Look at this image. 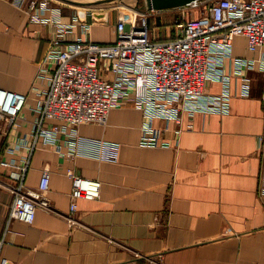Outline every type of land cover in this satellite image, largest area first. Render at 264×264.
I'll return each mask as SVG.
<instances>
[{
  "label": "crops",
  "instance_id": "obj_1",
  "mask_svg": "<svg viewBox=\"0 0 264 264\" xmlns=\"http://www.w3.org/2000/svg\"><path fill=\"white\" fill-rule=\"evenodd\" d=\"M54 3L61 15L77 13L91 23L88 39L113 41L116 15L107 9L88 13L83 5ZM52 28L30 20L15 0H0V87L27 96L17 117L0 124V161L26 162L30 186L46 169L51 205L38 208L32 222L7 223L16 169L0 164V264H264V196L258 191L264 69L245 72L250 91L244 94V79L232 74L227 59L228 111L184 114L180 130L156 118L148 144L140 142L141 111L131 102L112 107L104 123L78 125L81 136L101 141L99 153L72 154L62 136L59 144L32 146ZM233 52L258 54L241 35ZM221 89L219 81L207 84L209 92ZM69 169L101 182L98 198L78 199L73 222Z\"/></svg>",
  "mask_w": 264,
  "mask_h": 264
},
{
  "label": "built area",
  "instance_id": "obj_2",
  "mask_svg": "<svg viewBox=\"0 0 264 264\" xmlns=\"http://www.w3.org/2000/svg\"><path fill=\"white\" fill-rule=\"evenodd\" d=\"M29 10L32 21L52 24L47 50L50 68L40 76L47 79L42 96L36 101L37 117L32 123V146L56 145L64 138L72 154L97 155L101 141L79 134L82 123L102 124L109 110L131 102L142 113L140 142L148 144L154 120H172L178 130L185 114L225 113L229 109L232 74L244 79L242 92L250 91L246 71L264 69V0H191L161 9H138L119 3L114 24V39L98 42L87 38L91 23L73 13L61 15L54 0H15ZM88 10H106L99 4L83 5ZM179 10L173 35L160 38L150 27L149 18L162 10ZM188 10L193 15L187 16ZM79 32H78V31ZM245 38L248 50L256 56L234 54L235 37ZM227 59L233 72L224 71ZM47 61V63H48ZM219 81V93L207 90V84ZM27 100L25 93L0 87V124L12 122ZM186 128L192 127L191 122ZM261 156L258 191L264 196V131L258 135ZM0 164L12 166L11 160ZM26 162L14 164L16 182L10 184L13 198L7 223L12 219L32 222L38 208L50 209L45 192L49 173L43 169L36 186L25 184ZM71 179L70 214L80 198L100 195L101 182L67 171ZM1 244V240H0Z\"/></svg>",
  "mask_w": 264,
  "mask_h": 264
},
{
  "label": "rangeland",
  "instance_id": "obj_3",
  "mask_svg": "<svg viewBox=\"0 0 264 264\" xmlns=\"http://www.w3.org/2000/svg\"><path fill=\"white\" fill-rule=\"evenodd\" d=\"M56 1V0H55ZM58 1V0H57ZM122 3L123 1L120 0H112V1H107V2H102V5L113 15H116V12L119 8V3ZM136 2V0H124L123 3L126 4H132L134 5V3ZM179 10L176 9H171V10H162L160 12H156L154 15H152L148 22L150 25H152V27L156 30V31H160V34H165L166 35H171L172 33V27L168 24L171 23L173 21V19L175 17L179 18ZM193 15V13L188 10V14L187 16ZM116 17V16H115ZM162 29V31H161Z\"/></svg>",
  "mask_w": 264,
  "mask_h": 264
},
{
  "label": "water",
  "instance_id": "obj_4",
  "mask_svg": "<svg viewBox=\"0 0 264 264\" xmlns=\"http://www.w3.org/2000/svg\"><path fill=\"white\" fill-rule=\"evenodd\" d=\"M69 3H74L77 5H90V4H99L102 2L112 1V0H62ZM123 1L124 0H120ZM191 0H136L134 6L138 9H161V8H170L185 4Z\"/></svg>",
  "mask_w": 264,
  "mask_h": 264
},
{
  "label": "trees",
  "instance_id": "obj_5",
  "mask_svg": "<svg viewBox=\"0 0 264 264\" xmlns=\"http://www.w3.org/2000/svg\"><path fill=\"white\" fill-rule=\"evenodd\" d=\"M169 25L172 27V33H171V35H173L174 34V29L176 27V22L175 21H172L171 23L168 24V26ZM150 27L153 28L152 25H150ZM161 31H162V29H161ZM158 33H159L158 35H159L160 38H167V35L165 36V34H163V35L160 34V31L159 30H158Z\"/></svg>",
  "mask_w": 264,
  "mask_h": 264
}]
</instances>
